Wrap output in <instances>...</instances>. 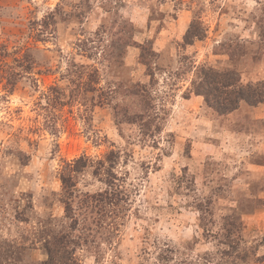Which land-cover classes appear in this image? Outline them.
Wrapping results in <instances>:
<instances>
[{"label":"rangeland","instance_id":"rangeland-1","mask_svg":"<svg viewBox=\"0 0 264 264\" xmlns=\"http://www.w3.org/2000/svg\"><path fill=\"white\" fill-rule=\"evenodd\" d=\"M0 264H264V0H0Z\"/></svg>","mask_w":264,"mask_h":264},{"label":"trees","instance_id":"trees-1","mask_svg":"<svg viewBox=\"0 0 264 264\" xmlns=\"http://www.w3.org/2000/svg\"><path fill=\"white\" fill-rule=\"evenodd\" d=\"M188 32H189V30H188ZM237 100L238 101H240V100L245 101L248 104L253 105V106L258 105L259 103L262 102V100L260 98H255V96H253V95H241L239 97V99H237Z\"/></svg>","mask_w":264,"mask_h":264}]
</instances>
